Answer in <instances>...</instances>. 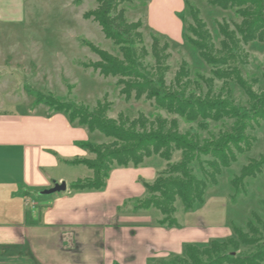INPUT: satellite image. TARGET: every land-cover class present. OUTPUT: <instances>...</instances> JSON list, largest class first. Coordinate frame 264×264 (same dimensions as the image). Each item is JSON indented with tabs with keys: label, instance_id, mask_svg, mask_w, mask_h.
I'll return each instance as SVG.
<instances>
[{
	"label": "trees",
	"instance_id": "1",
	"mask_svg": "<svg viewBox=\"0 0 264 264\" xmlns=\"http://www.w3.org/2000/svg\"><path fill=\"white\" fill-rule=\"evenodd\" d=\"M127 1L130 0H97V6L84 13L85 18H92L101 26L105 37L119 51L114 55L87 42L100 57L88 65L104 77H116L119 92L126 101L146 98L170 117L158 114L151 118L144 113L131 117L124 112L117 117L109 116L111 103L106 98L98 100L93 109L41 93L37 94V100L44 101L54 112H63L70 122L77 121L89 131H99L108 138L102 143L87 140L79 143L94 155L92 158L78 156L66 160L92 170L91 176L70 183L71 193L103 190L114 168H136L157 160L164 163L163 169L156 168L154 179L144 182L145 195L127 200L124 208H132L135 212L152 209L156 211L157 225L180 227L176 217L178 205L184 212L202 207L208 189L218 184V177L224 169L237 162L240 154L251 150L254 136L249 131L254 129L259 117L264 119V96L253 90L252 83L241 72V62H238L244 44L264 43V0H208L212 6L235 9L241 18L234 22L233 28L227 22L219 23L221 40L218 48L199 16L200 11L186 2L193 23L188 25L190 34L185 39L192 52L212 66V76L204 78L199 75L193 79L191 69L184 61L170 83L166 80L171 69L168 64L171 57L169 42H162L158 35H153L151 51L145 46L140 47L143 24L141 20H128L122 7ZM149 54L154 59L152 65L144 61ZM217 79L224 83L233 81L241 87L250 106L235 104L219 92L214 94ZM204 85L208 87L207 92H204ZM180 119L196 123L207 131L211 121L231 119L233 123L229 130L208 132L209 136L203 138L193 126L183 131ZM177 155L179 158L175 159ZM263 168L264 156L250 158L241 174L231 179V185L237 192L248 178L256 177ZM262 204L264 207V199ZM248 225L251 227L250 223ZM231 227L237 239L230 236L214 239L206 245L186 244L182 255L172 256L165 264H264L263 250L246 256L228 250L229 245L238 248L241 243L251 245L258 242L237 225Z\"/></svg>",
	"mask_w": 264,
	"mask_h": 264
},
{
	"label": "rangeland",
	"instance_id": "2",
	"mask_svg": "<svg viewBox=\"0 0 264 264\" xmlns=\"http://www.w3.org/2000/svg\"><path fill=\"white\" fill-rule=\"evenodd\" d=\"M186 2L200 11L199 16L206 23L217 48L221 40L219 23L227 22L233 28L234 22L241 20L235 9L225 10L215 7L208 0H130L122 5L129 21H142L140 30L143 32V41L139 42L140 47L145 46L148 51H151L153 35H158L162 42H169L171 57L168 64L171 69L166 75L169 83L184 61L191 69L193 79L199 75L204 78L212 76V66L194 54L185 39V36L190 34L188 25L193 23ZM96 6L97 0H5L0 3V108L20 112L33 107L38 108L39 114L44 107L52 110L44 101L37 100V94L41 93L44 96L53 95L60 101L85 104L90 109L96 107L98 100L106 98L111 103L108 114L113 117H117L121 112L131 117H137L140 113L151 118L158 114L170 117L146 98H132L126 101L119 92L116 77H104L99 71L94 70L92 65H88L100 60V57L87 42H92L114 55L119 54L118 47L105 37L101 26L92 18L84 17L85 12ZM179 22L182 23V32L178 35V31H181ZM144 61L147 65L154 63L150 54ZM238 62H241L239 64L241 72L244 78L252 83L253 90L260 96H264V43L255 41L244 44ZM203 88L204 92L208 91L205 85ZM213 92L227 96L235 104L250 106L245 91L233 81L224 83L217 79ZM180 123L183 131L193 126L194 130L204 138L209 136L208 132L218 133L229 130L233 121L231 119L211 121L208 131L184 119H180ZM74 124L79 125L77 121ZM85 128L87 141L94 143L108 141V138L99 131L91 132L87 127ZM249 133L254 136L251 150L240 154L238 161L230 168L224 169L218 177V184L211 185L207 191V199L223 198L225 200L226 217L234 239H237V235L231 227L233 224L247 232L251 238L258 240L251 245L241 243L238 248L233 245L228 246L229 251L242 256L264 251V207L262 204L264 168L256 177L248 178L244 187H239L237 192L231 185V179L241 174L242 167L249 162L250 158L264 156V119L259 117L258 123L254 124V129ZM84 151L86 154H79V157L94 156L87 149ZM57 155L62 156L60 153ZM178 156L175 159H178ZM147 166H152L155 170L163 169L164 163L155 160L139 167ZM195 169L200 175L198 167L195 166ZM47 171L53 177L64 175L68 187L71 182L92 175V170L85 165L63 162L59 167ZM153 179L141 174L138 182L145 188L144 182H150ZM66 190L58 193L68 192ZM43 191L36 190L34 193L42 194ZM53 194L55 193L42 196L49 199ZM178 209L179 211L182 209L180 205ZM213 211L212 207L207 209V212ZM255 215L260 219H257ZM248 223L255 229L249 227Z\"/></svg>",
	"mask_w": 264,
	"mask_h": 264
},
{
	"label": "crops",
	"instance_id": "3",
	"mask_svg": "<svg viewBox=\"0 0 264 264\" xmlns=\"http://www.w3.org/2000/svg\"><path fill=\"white\" fill-rule=\"evenodd\" d=\"M85 140L86 128L63 112L0 108V264H165L186 244L232 236L223 198L207 199L196 211L180 210L181 226L171 228L157 225L152 209L124 208L127 200L145 195L138 177L154 178L152 166L115 168L99 191L69 189L49 199L34 193L67 183L47 170L85 155L79 145Z\"/></svg>",
	"mask_w": 264,
	"mask_h": 264
},
{
	"label": "water",
	"instance_id": "4",
	"mask_svg": "<svg viewBox=\"0 0 264 264\" xmlns=\"http://www.w3.org/2000/svg\"><path fill=\"white\" fill-rule=\"evenodd\" d=\"M66 189H67V183L65 181L57 182L52 188L44 190L42 194H50L54 192L64 191Z\"/></svg>",
	"mask_w": 264,
	"mask_h": 264
}]
</instances>
